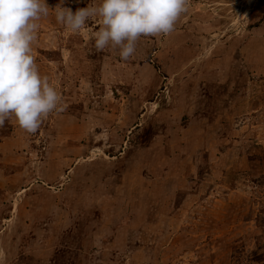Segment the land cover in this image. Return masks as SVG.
<instances>
[{"label": "rangeland", "instance_id": "1", "mask_svg": "<svg viewBox=\"0 0 264 264\" xmlns=\"http://www.w3.org/2000/svg\"><path fill=\"white\" fill-rule=\"evenodd\" d=\"M47 4L65 110L0 128V264H264V0H190L127 62Z\"/></svg>", "mask_w": 264, "mask_h": 264}, {"label": "clouds", "instance_id": "2", "mask_svg": "<svg viewBox=\"0 0 264 264\" xmlns=\"http://www.w3.org/2000/svg\"><path fill=\"white\" fill-rule=\"evenodd\" d=\"M190 0H102L75 13L55 8L57 23L73 33L100 18L95 50H119L122 61L135 54L142 37L168 36L189 11ZM47 0H0V128L13 118L36 134L50 116L65 110L62 96L48 76H42L34 55L40 21L49 16Z\"/></svg>", "mask_w": 264, "mask_h": 264}]
</instances>
